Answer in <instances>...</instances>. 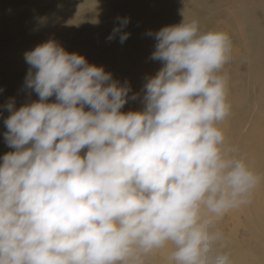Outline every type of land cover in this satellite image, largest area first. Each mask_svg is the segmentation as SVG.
<instances>
[{
	"label": "clouds",
	"instance_id": "1",
	"mask_svg": "<svg viewBox=\"0 0 264 264\" xmlns=\"http://www.w3.org/2000/svg\"><path fill=\"white\" fill-rule=\"evenodd\" d=\"M119 19L108 39L123 43ZM154 35L163 66L126 113L130 86L103 67L53 40L24 53L39 99L6 106L0 264H145L169 244V264H232L215 250L217 219L248 203L258 177L218 127L229 37L185 19Z\"/></svg>",
	"mask_w": 264,
	"mask_h": 264
},
{
	"label": "rangeland",
	"instance_id": "2",
	"mask_svg": "<svg viewBox=\"0 0 264 264\" xmlns=\"http://www.w3.org/2000/svg\"><path fill=\"white\" fill-rule=\"evenodd\" d=\"M27 10L33 11L30 16L26 15ZM234 12L237 14L233 15ZM162 15H168L167 26L179 24L183 19L196 20L203 32L219 31L228 35V59L219 75L226 80L229 111L234 110L238 116L233 117L229 112L218 123L228 147L230 138L225 128L229 118L230 124L234 123L230 128L239 127L243 133L248 126L245 120L251 122L253 110L264 105V0H0V130L6 128L4 120L11 114L6 107L10 100L19 109L39 99L32 89L25 87L30 65L24 53L49 40L68 53L83 56L88 64L103 67L120 84L127 83L131 91L122 112L142 110L146 81L140 78L146 65L140 60L141 41L143 35H148L152 53L155 51L154 34L160 30L156 21ZM41 18H46V22L40 23ZM119 18L128 19L122 32L129 35L123 43L119 33L114 39H108L119 26ZM152 53L149 68L154 76L163 63L151 59ZM129 78L135 83L128 82ZM254 90L258 92L253 93ZM133 94H137L135 99L131 98ZM48 102H55V96ZM232 155L243 159L258 177L247 198L248 204L258 212L256 218L259 216L262 226L260 231L253 228L245 204L230 209L217 219L216 228L222 238L215 250L230 256L234 250L247 248L250 257L261 252L264 259V158L258 162L251 160V154ZM144 261L145 264L161 263L160 252L154 250Z\"/></svg>",
	"mask_w": 264,
	"mask_h": 264
},
{
	"label": "bare ground",
	"instance_id": "3",
	"mask_svg": "<svg viewBox=\"0 0 264 264\" xmlns=\"http://www.w3.org/2000/svg\"><path fill=\"white\" fill-rule=\"evenodd\" d=\"M32 12H33L32 10H27L26 15L30 16ZM236 14L237 13L234 12L233 15ZM167 17L168 15L160 16L156 21V27L161 29L167 26ZM142 38H143L141 41L142 52L140 53V60L146 65V67L143 69L144 71L142 72L140 80L142 82L144 81L147 82V80L152 77V73L150 72V68H149V64H150L149 55L152 53V41L150 40L149 36L146 34L143 35ZM261 70L262 69H260L259 71ZM128 82L134 84L135 80L133 78H129ZM257 92L255 90L253 91V93H257ZM229 112L232 114L233 117L235 116L238 118V116L234 113V110ZM251 115L253 116V120L251 122L247 123L246 121L249 119L246 120L243 119L245 120L244 122L245 125H248L247 128L245 127V131L243 133L239 132V127L233 129L230 128L231 125H233L234 123L230 124L231 118H229L228 124L225 128V134L230 138V144L228 147L236 149V151L232 154H237L238 156H242V157L245 155V153L251 154V160L253 161L257 160L259 162L260 158H264V105L263 106L258 105L253 110ZM6 131L7 128L4 127L0 130V156L4 155L7 152L14 151V149L10 148L7 145L4 139V134ZM247 199L250 200L249 198ZM245 205H246V210L249 212L251 216V222L253 228L256 229L257 231H260L262 225L259 220V216L256 218L258 212L255 209H253L250 204L246 203ZM261 238H263V236ZM157 251L160 252L161 260H162L161 263L169 264V258L173 251L172 246L169 244L161 249H157ZM249 255H250L249 249L247 248H243L242 250L237 249L234 250L233 255H230V259L232 261V264H264V259L262 258L261 252L253 255L252 257H250ZM161 263H157V264H161Z\"/></svg>",
	"mask_w": 264,
	"mask_h": 264
}]
</instances>
